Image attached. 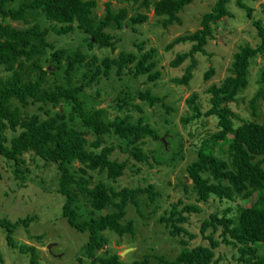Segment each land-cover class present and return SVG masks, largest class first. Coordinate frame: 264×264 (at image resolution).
<instances>
[{"label":"trees","instance_id":"1","mask_svg":"<svg viewBox=\"0 0 264 264\" xmlns=\"http://www.w3.org/2000/svg\"><path fill=\"white\" fill-rule=\"evenodd\" d=\"M123 1L138 4L146 11L128 17L127 8L115 13L108 1L105 16L98 20L94 16L97 0H0V155L13 163L16 177L23 181L30 171L22 169L27 153L56 165L57 191L64 198L62 218L87 235L82 254L91 264L150 263L149 254L130 263H125L117 253L99 254L109 243L108 233L134 236L135 222L127 218L129 207L140 211L144 199L156 202L162 195L157 184L151 182L122 188L114 184L130 168V158L154 167L166 163L175 166L184 157L183 143L174 151L170 145L167 147L166 143L170 144L174 135L167 130L168 138L164 141L158 127L143 115V108L134 104L140 98L150 106L161 104L171 112L173 107L163 102L164 97L154 95L149 89L140 90L137 95L121 89L109 103L120 112L112 118L108 107L87 108L82 98L87 87L98 84L101 77H112L113 72L119 80L123 74H132L147 75L155 81L160 76L156 70L155 48L146 50L143 41L135 44L137 52L122 50L115 57L99 59L81 48H58L48 39L50 33L62 35L79 29L86 35L88 48L97 46L115 51L120 37L110 31L114 24L125 28L127 19L131 25L142 24L148 20L147 11L153 8L167 28L181 24L180 12L193 2ZM230 1L217 0L211 11L202 16L199 30L179 36L167 45L171 49L179 43L192 44L189 51L178 53L171 61L172 67H179L191 59L183 76L173 78V82L189 84L196 67L194 55L207 53L205 46L214 38L215 27L230 15ZM236 4L248 17L253 16V9L244 0H236ZM254 25L260 42L256 46L250 43L240 46L233 56L229 74L220 83L210 85L207 92L211 107L203 112L197 93L187 99L190 113L182 117L185 126L213 116L219 130L195 146L197 157L186 167L191 184L186 183L188 178L180 182L186 192H193L196 202L179 199L160 217L169 234L179 238L183 245L173 260L155 257L160 264H220L225 255L216 257V249L222 245L231 250L232 260L227 264H264V118L262 121L256 118L259 116L257 102L264 99V89L250 100L254 119H239L231 108V103L237 101L238 94L249 84L252 59L264 58V23L254 19ZM214 74L215 69L211 67L205 79ZM62 102L70 104L69 111L60 108ZM32 106H37L42 113L31 111ZM133 112L140 113V117L135 118ZM236 119L241 123L235 124ZM75 121L81 122V129L75 126ZM7 131L13 133L10 138ZM106 135L117 137L123 143L120 146L106 143ZM149 140L156 142L158 148L147 151ZM117 148L128 158L121 161L114 158ZM75 163L79 164L78 169L73 168ZM90 171L105 174L107 182H94ZM199 202L223 207L202 221L200 231L207 244L191 247L189 239H194L196 234L188 229L186 222L190 214L202 212ZM85 203L91 209L87 210ZM33 218H0V227L6 231L11 246L30 254L29 264H39L36 247L18 243L13 236L20 225L28 226Z\"/></svg>","mask_w":264,"mask_h":264},{"label":"rangeland","instance_id":"2","mask_svg":"<svg viewBox=\"0 0 264 264\" xmlns=\"http://www.w3.org/2000/svg\"><path fill=\"white\" fill-rule=\"evenodd\" d=\"M111 1L112 10L117 13L122 8H127L128 17L145 13L144 8L133 2L123 0H97V7L94 9V16L99 20L105 16L106 3ZM217 0H193L185 9L180 12L181 24H174L165 28L162 25V17L155 15L153 8L147 11L148 20L142 24L131 25L127 19L124 21L125 28H119L116 24L110 29L120 37V41L115 51L110 48H99L94 46L88 48L85 42L86 35L79 29L71 33L57 35L50 33L48 39L58 48L82 49L86 53L96 55L99 59L106 56H117L122 50L136 51V43L145 41V49H156L155 59L157 60L156 70L160 72L159 78L155 81L149 80L147 75L134 76L123 74L122 79H118L113 72L112 77H101L98 84L91 88H86L83 100L87 108L108 107L109 116L112 118L120 112L110 106L113 97L123 90H127L133 95H137L140 90L149 89L154 95L164 97V103L173 107L171 112L161 104L150 106L140 98H136L134 104L140 105L143 115L149 122L158 127L164 141H167V130L170 135H174L173 141L167 144L171 150H177L182 142L183 159L175 166L170 163L149 167L141 165L134 159H129L130 168L126 171L116 184L117 188L125 186L135 187L146 185L147 183L157 184L161 197L156 202L143 200L140 211L135 207H129L127 218L135 222V234L120 237L116 233H108L109 243L100 251L101 253H117L125 263H130L136 259H143L144 255L149 254L151 261L149 264H160L157 256L173 260L182 251L183 245L179 238L169 234L165 226L160 223V217L172 208L174 203L183 199L186 203H195L196 198L190 190L186 192L180 184L183 178L187 177V165L197 157L195 146L208 134L218 132L217 119L213 116H205L202 119L184 125L182 117L190 113L187 99L193 93L198 94V103L203 112L210 107V94L207 90L213 83H220L228 74L233 61L234 54L239 47L245 43L256 46L260 39L254 19H261L264 23V0H244L253 9V16L250 18L244 9L236 4V0H231L228 4L230 15L223 18L215 27L214 38L205 46L207 53H196V67L193 71V78L189 84H176L173 78L182 77L186 68L191 63V59L186 60L179 67H172L171 61L178 53L187 52L192 44L189 42L179 43L171 49L167 45L179 36L194 33L201 28L202 16L211 11ZM14 25L18 23L13 22ZM145 50V51H146ZM215 69V74L209 79H205V73L210 68ZM264 58L257 56L251 61L249 67V84L237 96V101L231 103L233 112L239 119H254L253 110L250 107V100L260 89H264ZM100 92V96L97 95ZM70 104L62 102L60 108L69 111ZM258 114L256 117L262 121L264 118V99L257 102ZM31 111L41 112L37 106H32ZM42 113V112H41ZM192 113V112H191ZM135 118L140 117V113L133 112ZM166 120L169 121L167 124ZM241 123L236 119L235 124ZM75 126L82 127L80 121H75ZM10 138L13 133L7 131ZM106 143L120 146L122 140L109 135L105 136ZM147 151L158 148L156 142L148 141ZM31 153L25 154L26 164L22 169L28 168L29 174L25 181L16 177L14 165L0 155V218L17 219L19 217H34L28 226L20 225L15 234L16 242L26 243L35 246L38 251L39 264H91L88 258L82 254V247L87 242V235L80 233L69 226L67 221L62 218V204L64 198L58 193V172L54 163H46L37 158H33ZM114 158L125 160L128 155L119 148L113 154ZM79 164L73 165L78 169ZM140 167V171L137 168ZM94 182L103 180L107 182L105 174H98L90 171ZM191 179L186 183L191 184ZM87 210L91 209L87 203ZM202 212L192 213L186 226L196 234L194 239H189L190 246L207 244L201 235L202 221L215 210L221 209L223 205L217 203L199 202ZM155 210V211H153ZM143 212L144 214H141ZM43 235V238H37ZM186 238V237H185ZM187 239V238H186ZM51 245V248L49 246ZM128 249V250H127ZM127 250L126 253L124 251ZM218 257L225 255V259L220 264H227L232 260L231 250L224 245L216 249ZM0 254L2 262L0 264H29L30 254L21 252L19 248L13 247L8 243L7 233L0 227Z\"/></svg>","mask_w":264,"mask_h":264},{"label":"water","instance_id":"3","mask_svg":"<svg viewBox=\"0 0 264 264\" xmlns=\"http://www.w3.org/2000/svg\"><path fill=\"white\" fill-rule=\"evenodd\" d=\"M163 140H164V139H163ZM49 248H51V245L49 246ZM127 250H128V249H127ZM127 250H125V251H124V253H126V252H127Z\"/></svg>","mask_w":264,"mask_h":264}]
</instances>
